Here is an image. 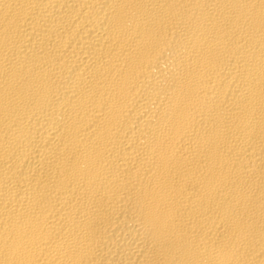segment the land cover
<instances>
[{"label": "bare ground", "instance_id": "6f19581e", "mask_svg": "<svg viewBox=\"0 0 264 264\" xmlns=\"http://www.w3.org/2000/svg\"><path fill=\"white\" fill-rule=\"evenodd\" d=\"M0 264H264V0H0Z\"/></svg>", "mask_w": 264, "mask_h": 264}]
</instances>
